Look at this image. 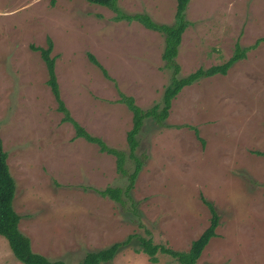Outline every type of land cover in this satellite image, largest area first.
Here are the masks:
<instances>
[{
	"label": "rangeland",
	"instance_id": "rangeland-1",
	"mask_svg": "<svg viewBox=\"0 0 264 264\" xmlns=\"http://www.w3.org/2000/svg\"><path fill=\"white\" fill-rule=\"evenodd\" d=\"M127 13L172 23L176 0H118ZM85 0H0V137L15 180L14 210L33 251L80 260L87 251L152 237L187 250L219 214L196 264H264V0H190L178 77L220 64L235 45L249 47L225 74L201 77L172 99L164 125L145 118L134 155L142 161L131 188L116 157L75 136L47 84L40 53L53 42L61 99L91 135L126 155L132 113L162 105L172 69L163 36ZM95 58L109 77L91 60ZM197 130V133L193 129ZM120 187L121 201L101 195ZM149 231V234L146 231ZM137 239L103 264H180L164 253L152 262ZM0 264H23L0 236Z\"/></svg>",
	"mask_w": 264,
	"mask_h": 264
},
{
	"label": "trees",
	"instance_id": "trees-1",
	"mask_svg": "<svg viewBox=\"0 0 264 264\" xmlns=\"http://www.w3.org/2000/svg\"><path fill=\"white\" fill-rule=\"evenodd\" d=\"M86 2L94 5H99L111 10L114 15V20L125 19L127 21H137L145 28L154 30L160 33L164 39V47L161 53V58L165 61V66L172 69V76L170 83L163 91L162 105L155 104L149 109H142L135 103L132 96L119 93L118 101L124 103L132 113V127L126 134L128 144V157L135 161L134 170L128 172L124 168L126 162V155L123 151L109 147L100 137L91 135L84 127H82L72 116L69 109L65 106L61 99L59 85L57 82L55 72V56L52 55L53 42L50 38L46 39V46H34L31 48L40 53L47 71V84L50 87L51 93L57 103V109L63 113V120L70 122L75 129V136L82 137L85 140L95 143L99 150L112 154L116 157L117 170L127 175L129 184L125 188L127 192L134 183L135 177L139 172L142 161L134 155V150L137 146V135L143 124L145 118H151L155 123L164 125L172 99L179 93V91L192 84L195 80L201 77H210L216 74H225L227 70L239 59L246 56L249 47H241L238 43L235 45V50L232 56L226 61L211 65L209 67H200L191 72L185 77H178L180 66L176 61L181 38L185 30L190 25L186 19L185 11L190 0H176V9L174 13V21L172 23H159L154 21L147 13L136 12L127 13L119 5L118 0H85ZM55 0H51L54 4ZM264 42V36L258 38L252 47ZM93 63H95L102 70L106 77H109L106 70L99 65L97 60L90 56ZM195 132L197 130L193 127ZM259 155H264V152H255ZM16 184L10 172L7 163V152L3 148L2 139L0 137V236H2L8 243V246L13 256L23 264H103L114 258L119 246L128 244V240L132 237L137 239L138 248L136 251H142L148 255L149 260L155 262L158 258V253L169 255L180 264H196L197 259L200 257L203 249L208 242L216 236V228L219 225V214L215 207L210 202H206L210 211L209 225L201 232V234L191 241L187 250H175L171 247H166L153 241L150 236H143L138 234L129 235L123 242H114L110 246L95 250L87 251L84 256L78 261H67L62 259H50L47 256L35 252L31 248V242L28 236L24 235L19 229L20 215L14 210L13 200L15 196ZM122 189L120 187H106L100 191L101 195H107L112 199L121 201ZM149 234V231H146Z\"/></svg>",
	"mask_w": 264,
	"mask_h": 264
}]
</instances>
